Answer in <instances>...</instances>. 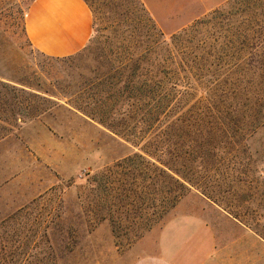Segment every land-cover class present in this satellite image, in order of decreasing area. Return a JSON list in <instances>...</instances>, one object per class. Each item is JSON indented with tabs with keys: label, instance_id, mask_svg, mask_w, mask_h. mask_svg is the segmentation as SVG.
<instances>
[{
	"label": "rangeland",
	"instance_id": "374dc122",
	"mask_svg": "<svg viewBox=\"0 0 264 264\" xmlns=\"http://www.w3.org/2000/svg\"><path fill=\"white\" fill-rule=\"evenodd\" d=\"M32 1L0 0V79L16 87L0 85L10 116L0 127V228L8 231L1 264H141L161 251L165 224L188 213L215 228L209 239L191 233L189 257L202 240L206 252L204 263L188 264H264V66L249 65L248 105L228 108L239 110L226 121L231 131L246 139L219 141L192 167L200 188L192 186L165 215L149 220L166 203L157 196L149 204L144 173L131 179L129 166L117 167L135 147L71 104L130 35L134 8L124 0H89L97 12L92 38L79 53L57 59L27 37ZM141 1L168 37L218 9L231 18L224 27L252 12L235 0ZM231 67L222 68L228 78ZM107 168L112 183L92 185Z\"/></svg>",
	"mask_w": 264,
	"mask_h": 264
},
{
	"label": "trees",
	"instance_id": "16d2710c",
	"mask_svg": "<svg viewBox=\"0 0 264 264\" xmlns=\"http://www.w3.org/2000/svg\"><path fill=\"white\" fill-rule=\"evenodd\" d=\"M84 1L95 14L89 0ZM124 1L127 9L134 8L133 30L121 46L110 51L105 69L80 86L82 92L71 104L135 147L117 167L129 166L131 179L136 172L144 173L149 204L154 205L157 196L166 203L151 212L150 220L175 207L192 186L200 188L199 181L190 176L192 167L213 155L219 141L245 138V134L231 131L226 121H235L239 111L232 112L229 107L248 105L249 80L245 77L249 65L264 66V0H235L248 4L252 12L232 19L226 23L228 27L223 23L231 18L218 9L170 37L141 0ZM225 28L234 30L222 31ZM98 38L97 34L94 43H99ZM227 65L232 66L227 68L229 78L222 73ZM0 85L16 90L14 84L2 79ZM7 104L0 96V127L10 118ZM11 111L15 115V108ZM107 170L100 179L92 177V185L100 187L104 180L111 184L114 172ZM7 232L0 228V254L6 247Z\"/></svg>",
	"mask_w": 264,
	"mask_h": 264
},
{
	"label": "crops",
	"instance_id": "0c3cea01",
	"mask_svg": "<svg viewBox=\"0 0 264 264\" xmlns=\"http://www.w3.org/2000/svg\"><path fill=\"white\" fill-rule=\"evenodd\" d=\"M93 11L84 0H33L25 15L27 37L40 52L57 58L82 51L93 36ZM196 214L188 213L168 221L162 231L160 252L141 264H188L205 261V240L197 246L193 258L194 231L206 239L215 231L214 225L200 223ZM242 232H245L242 230ZM179 247V250H177ZM178 262V263H177Z\"/></svg>",
	"mask_w": 264,
	"mask_h": 264
}]
</instances>
